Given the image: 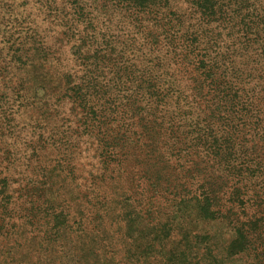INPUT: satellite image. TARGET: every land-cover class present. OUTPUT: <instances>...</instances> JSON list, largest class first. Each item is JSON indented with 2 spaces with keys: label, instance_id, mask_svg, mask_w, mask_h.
I'll use <instances>...</instances> for the list:
<instances>
[{
  "label": "trees",
  "instance_id": "16d2710c",
  "mask_svg": "<svg viewBox=\"0 0 264 264\" xmlns=\"http://www.w3.org/2000/svg\"><path fill=\"white\" fill-rule=\"evenodd\" d=\"M64 1L56 5L47 0L49 13L62 22L50 20L42 32L59 22L65 29L56 38H76L80 59L99 56L95 36L88 37L79 28L81 23L93 25L85 7L80 0ZM114 1L122 2L121 9L143 26L141 34L153 63L140 73L130 67L117 70L116 64L109 66L112 58L107 54L95 58L97 78L66 86L81 113L76 133L95 144L97 169L88 172L89 179L95 189L106 188L102 194L88 191L89 204L81 205L77 223L91 220L95 229L106 216L102 209L122 207L128 232L140 231L139 239L146 238L162 254L174 252L177 248L168 245L175 241L182 246L198 242L199 259L208 253V264H264V6L260 3L264 0H188L199 13L188 27L184 13L175 10L171 0ZM221 27L231 37L230 44L222 47ZM230 50L236 52L234 58L226 55ZM37 51L50 56L49 48ZM166 61L176 69L172 80L155 73ZM5 65L8 68L2 70L7 74ZM20 65L29 72L28 84L20 80L14 91L55 88L52 73ZM106 66L117 79L119 72L130 82L136 79L132 94L130 88L118 95L108 93L98 80ZM168 105L176 109L169 110ZM218 160L229 170L228 178L213 192L204 171ZM52 171L59 174L56 166ZM4 184L8 191L7 176ZM9 208L0 203V220ZM44 214L53 227L56 212ZM36 216L30 212L31 218ZM214 223L231 231L220 246L222 255L212 244L202 243L199 233V227ZM145 258L136 256L138 263L148 261Z\"/></svg>",
  "mask_w": 264,
  "mask_h": 264
},
{
  "label": "rangeland",
  "instance_id": "374dc122",
  "mask_svg": "<svg viewBox=\"0 0 264 264\" xmlns=\"http://www.w3.org/2000/svg\"><path fill=\"white\" fill-rule=\"evenodd\" d=\"M52 1L56 5L67 2ZM78 2L93 23L91 28L88 23H81L79 28L88 37L95 36V47L101 51L96 56L98 59L108 54L112 58L109 66L116 64L117 70L130 67L140 73L151 69L153 53L141 34L143 26L137 25L129 12L121 9L122 2ZM49 3L47 0H0V105H4L0 113V203L10 207L8 214L3 215L5 219L0 220V264H163L166 259L168 264L211 263L208 253L205 256L208 262L205 258L199 259L201 243L198 242L182 246L175 241L168 248L177 249L167 255L152 248L146 238L139 239L140 231L128 232L125 224L128 216L122 213V207L102 209L106 216L95 229L91 220L86 225L77 223L84 208L81 205L89 204L88 191L102 194L106 188L95 189V183L89 179L88 172L97 169L95 144L76 133V120L81 113L68 97L66 86L97 78V64L96 57L87 56L86 61L79 58L77 48L81 44L76 38H56L65 27L58 24L61 19L49 13ZM171 3L175 10L184 13L185 26L194 25L199 13L188 0H171ZM260 3L264 6V2ZM61 15L65 17L66 13ZM53 19L59 22L42 32ZM85 26L87 29H83ZM226 29H219L221 47L230 44ZM38 47L49 48V58L37 51ZM235 53L230 50L226 55L234 58ZM107 59H102L103 65ZM24 63L27 67L32 64L34 70L42 68L52 73L55 88L43 87L37 93L29 88L27 92L14 91L20 80L28 84L29 72L20 65ZM5 64L9 66L7 74L2 70L8 68ZM170 64L164 62L155 73L172 80L176 69ZM110 69L102 68L99 74L104 72L103 76L98 78L108 93L118 95L120 90L130 88L129 94H132L136 79L130 82L123 72H119L117 79ZM170 102L173 104V99ZM167 108L176 109L174 105ZM54 166L58 175L52 171ZM228 171L219 160L206 167L204 177L213 185V192L227 180ZM6 176L8 191L4 184ZM46 205L50 209H44ZM30 212H37L36 218H31ZM49 212H56L51 228L44 214ZM199 230L202 243L212 244L216 248L214 252L219 249L221 255L225 254L220 246L230 238V228L214 223ZM167 232L164 230L162 234ZM136 256L146 257L148 261L138 263Z\"/></svg>",
  "mask_w": 264,
  "mask_h": 264
}]
</instances>
